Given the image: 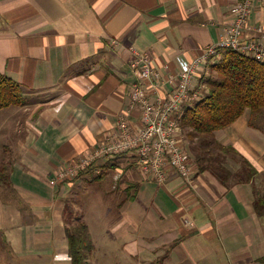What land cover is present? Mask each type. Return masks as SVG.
<instances>
[{"label": "crops", "instance_id": "crops-1", "mask_svg": "<svg viewBox=\"0 0 264 264\" xmlns=\"http://www.w3.org/2000/svg\"><path fill=\"white\" fill-rule=\"evenodd\" d=\"M237 1L0 0V70L26 87L24 106L0 110V167L10 174L0 184V264H71L67 197L75 187L89 193L92 183L108 189V181L127 198H114L109 234L93 239L94 263L124 250L159 264H264V220L254 207L255 189L264 186V130L250 125L248 113L219 141L258 169L252 181L223 175V183L193 153L189 183L168 166L161 184L128 153L58 178L65 164L115 132L130 108L134 50L149 53L164 79L178 81L181 59L193 62L227 35ZM247 38L264 43V0L255 3ZM208 74L201 70L198 81ZM146 88L166 98L173 85ZM130 114L140 124V112ZM227 159L225 168L239 172L241 164ZM131 182L139 185L132 199Z\"/></svg>", "mask_w": 264, "mask_h": 264}, {"label": "built area", "instance_id": "built-area-1", "mask_svg": "<svg viewBox=\"0 0 264 264\" xmlns=\"http://www.w3.org/2000/svg\"><path fill=\"white\" fill-rule=\"evenodd\" d=\"M256 1L238 0L233 4V19L227 35L207 48L193 62L181 59L182 71L178 81L172 75L164 79L149 53L134 50L131 68L137 80L130 93V108L120 116L115 132L77 160L65 164L58 172V178L74 179L102 158L128 153L136 157L148 176L161 184L167 180L168 166L185 182L192 181L193 167L184 145L181 118L186 106L200 100L207 90L205 83L198 81L199 72L205 70L208 74L209 67L222 59L223 51L238 50L264 62V43L257 38H247ZM157 81L173 85L168 97L153 96L147 90V82L154 84ZM133 109L140 112L138 125L130 118ZM186 222L194 224L188 218Z\"/></svg>", "mask_w": 264, "mask_h": 264}, {"label": "trees", "instance_id": "trees-1", "mask_svg": "<svg viewBox=\"0 0 264 264\" xmlns=\"http://www.w3.org/2000/svg\"><path fill=\"white\" fill-rule=\"evenodd\" d=\"M205 83L209 87L208 93L186 106L180 123L189 139L188 144L193 147L194 160L223 183V175L228 178L235 176L238 182L252 181L258 169L234 146L225 145L216 139L215 134L234 124L246 113L250 115L251 126L264 130V62L238 50L227 49L223 51L222 59L211 66ZM25 88L21 82L0 70V110L25 105ZM203 137L205 140H198ZM215 150L224 154H221L223 158L215 156ZM229 154L241 157L242 166L237 173L225 168V156ZM9 183V168L3 164L0 167V184ZM138 186V183H130L128 194L131 199L136 195L132 191ZM254 207L264 220V189H255ZM70 216L69 219L72 213ZM76 218V221H70L66 226L71 264H90L89 254L95 249L93 235L88 223L82 217Z\"/></svg>", "mask_w": 264, "mask_h": 264}, {"label": "rangeland", "instance_id": "rangeland-1", "mask_svg": "<svg viewBox=\"0 0 264 264\" xmlns=\"http://www.w3.org/2000/svg\"><path fill=\"white\" fill-rule=\"evenodd\" d=\"M184 132L185 131L183 128L182 135H183L184 145H185V148L187 149V152L189 153L190 158L192 159L193 147H190V145L188 144L187 140L189 139L186 137ZM224 134H225V130L223 129L215 134L217 136L215 138L222 139ZM198 140H205V139L203 137L202 139H198ZM8 146H10V143ZM194 146L196 147V144H194ZM211 146L213 145L211 144ZM9 150L11 149L6 147V149H3L2 151L7 153V151ZM214 154L215 156L218 155L220 156V158H223L221 156L222 153L219 150H215ZM1 155L2 153H0V160H1ZM222 155L224 156V154ZM228 157H231L233 161L240 163L242 166V160L240 156H237L235 154H229L225 156L226 158L225 162L231 161L227 159ZM106 171H109V170L106 169ZM110 177H111V174H110ZM98 184L97 183L89 184L87 186L89 193L87 191L83 192L79 187H75V189H73L67 197L69 198L68 200L69 210L66 211V217L69 220V222L76 221L78 219L76 217H82L88 223L91 233L93 234V237H94L93 239L95 240V243L97 241L96 239H98L101 235L109 234L108 232L110 228L109 222L112 220L113 215H115V212L117 211V209H115V206L113 204L114 198L117 200V202H121V200L124 201L127 198V194H125L124 192L121 193L117 191L116 189L110 188L109 187L110 181H108L107 183L108 189H106V187H103V185L101 184H99L101 188H97L99 186ZM95 189H99V190L101 189L100 190L101 192L96 193L94 192ZM263 189H264V186L259 188L260 191H262ZM87 197L95 198L96 200L94 203H91L89 202ZM71 213H72V218L69 219L71 217L70 216ZM188 219L190 221L192 220L190 217H188ZM95 254H96L95 249L90 252L89 254L90 264H97V262L94 263V260L97 259L96 258L97 256H95ZM157 259L158 257L155 258L154 260H148L140 256H134V255L126 256L124 250L115 251V255L113 257L105 256L103 257V259H101L100 257L98 258L99 261H102L101 264H159V259L158 260Z\"/></svg>", "mask_w": 264, "mask_h": 264}]
</instances>
